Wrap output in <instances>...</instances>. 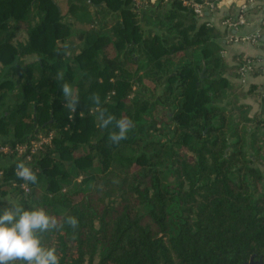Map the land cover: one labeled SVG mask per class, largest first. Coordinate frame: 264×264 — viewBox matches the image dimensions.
<instances>
[{
    "label": "trees",
    "instance_id": "obj_1",
    "mask_svg": "<svg viewBox=\"0 0 264 264\" xmlns=\"http://www.w3.org/2000/svg\"><path fill=\"white\" fill-rule=\"evenodd\" d=\"M134 1L65 0L62 14L55 0H0V212L21 203L64 224L42 234L59 264H264V118L247 102L262 89L243 82L263 69L242 76L255 60L228 62V30L189 0ZM65 82L80 96L71 119ZM93 93L134 122L118 144ZM39 136L51 139L32 153Z\"/></svg>",
    "mask_w": 264,
    "mask_h": 264
},
{
    "label": "clouds",
    "instance_id": "obj_2",
    "mask_svg": "<svg viewBox=\"0 0 264 264\" xmlns=\"http://www.w3.org/2000/svg\"><path fill=\"white\" fill-rule=\"evenodd\" d=\"M63 48L64 55L70 56L69 45L65 43ZM56 79H64L63 71L56 74ZM61 91L65 101L64 108H67L71 119L80 102L79 93L68 82L63 83ZM90 99L96 106L98 127L107 129L114 125L117 129L109 133L110 142L118 144L126 139L134 127V122L130 118L117 119L107 113L101 107L99 94L93 93ZM15 174L26 183L35 184L38 181L36 172L24 161L15 164ZM8 202L11 206L0 212V264H59L56 249L44 246L42 234L63 228L64 224L59 223L42 208L33 206L32 210H25L21 203ZM64 223L76 229L79 221L74 216H67Z\"/></svg>",
    "mask_w": 264,
    "mask_h": 264
},
{
    "label": "crops",
    "instance_id": "obj_3",
    "mask_svg": "<svg viewBox=\"0 0 264 264\" xmlns=\"http://www.w3.org/2000/svg\"><path fill=\"white\" fill-rule=\"evenodd\" d=\"M154 2L157 0H153ZM243 0H219L218 12L215 19V24H218L220 20V14L227 12L231 6L236 8L242 4ZM247 22L244 26H241L236 31H231L232 36H245L249 34L258 33V42L252 44L247 42L235 41L233 38L227 37L226 42H224V49L226 51V56L228 62H232V57L234 55L242 54L245 58L254 59L257 66L262 67L263 72L256 78L247 77L243 82H245V89L251 83L258 84L262 91V95L259 101L248 100L247 102L252 107V113H260L264 118V7L262 6V1L257 0L256 4L251 6L247 10ZM9 159H0V167H5L9 164Z\"/></svg>",
    "mask_w": 264,
    "mask_h": 264
},
{
    "label": "built area",
    "instance_id": "obj_4",
    "mask_svg": "<svg viewBox=\"0 0 264 264\" xmlns=\"http://www.w3.org/2000/svg\"><path fill=\"white\" fill-rule=\"evenodd\" d=\"M257 0H243L242 4L239 7L235 8V13L234 15H229L226 17V14H220V20L218 23H220L221 27L224 29L228 30L227 34L225 35V41L227 40V37L230 39L233 38L235 41H241V42H247V43H256L258 42L259 35L258 33L254 34H249L245 36H232L229 31H236L238 28L241 26H244L247 22V10L256 4ZM262 1V6L264 7V0ZM151 2H154L151 0ZM187 5H190L195 14L198 16H202L203 14L208 16V19L210 22L208 25H211V23L215 22L216 15L218 12V5H219V0H201V2H196L193 0L185 1L184 2ZM134 6L136 8L141 7V1L140 0H135L134 1ZM226 17V18H225ZM263 24H264V18H263ZM224 54L226 55V51H224ZM255 62L248 61L247 64L242 68V76L246 77L249 74V71L252 66H255ZM51 139V136L45 137V138H40L39 140L33 142L30 146V150L32 153L36 152V150L39 149V147L44 144L49 142ZM27 149V145H18L16 146L15 150L17 153H23ZM11 150L8 147H0V153H9ZM25 192H28V188L25 185V183H22L21 187Z\"/></svg>",
    "mask_w": 264,
    "mask_h": 264
},
{
    "label": "rangeland",
    "instance_id": "obj_5",
    "mask_svg": "<svg viewBox=\"0 0 264 264\" xmlns=\"http://www.w3.org/2000/svg\"><path fill=\"white\" fill-rule=\"evenodd\" d=\"M55 1L57 2V4L59 5V7L61 8V13L63 14L65 12V0H55ZM18 38H20V36H18ZM63 50H64V48H63ZM69 51L72 52V49L69 48ZM129 69L132 70V69H134V67L130 65L129 66ZM40 138H45V137L39 136L38 137V140ZM41 197H42V191L41 190H38L37 193H36L37 200L41 199Z\"/></svg>",
    "mask_w": 264,
    "mask_h": 264
}]
</instances>
